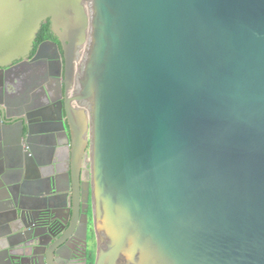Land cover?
I'll use <instances>...</instances> for the list:
<instances>
[{"label": "water", "instance_id": "95a60500", "mask_svg": "<svg viewBox=\"0 0 264 264\" xmlns=\"http://www.w3.org/2000/svg\"><path fill=\"white\" fill-rule=\"evenodd\" d=\"M47 19L94 264H264V0H0V67Z\"/></svg>", "mask_w": 264, "mask_h": 264}, {"label": "flooded vegetation", "instance_id": "af4514ba", "mask_svg": "<svg viewBox=\"0 0 264 264\" xmlns=\"http://www.w3.org/2000/svg\"><path fill=\"white\" fill-rule=\"evenodd\" d=\"M67 45L47 19L31 50L0 67V264L95 261L88 144L72 157Z\"/></svg>", "mask_w": 264, "mask_h": 264}]
</instances>
